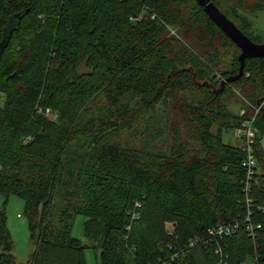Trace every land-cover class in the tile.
Listing matches in <instances>:
<instances>
[{"label":"trees","instance_id":"1","mask_svg":"<svg viewBox=\"0 0 264 264\" xmlns=\"http://www.w3.org/2000/svg\"><path fill=\"white\" fill-rule=\"evenodd\" d=\"M212 1L260 42L245 15L264 0ZM5 28L0 192L24 200L29 264H87L71 235L77 214L99 264H164L174 252L170 264H264V58H247L226 82L240 49L196 0H0V43ZM96 103L110 116L86 118ZM147 115L153 135L136 131ZM251 119L247 183L238 130ZM132 130L145 144L122 141ZM228 130L241 146L223 141ZM234 222L228 236L207 234ZM0 264H16L2 208Z\"/></svg>","mask_w":264,"mask_h":264},{"label":"rangeland","instance_id":"2","mask_svg":"<svg viewBox=\"0 0 264 264\" xmlns=\"http://www.w3.org/2000/svg\"><path fill=\"white\" fill-rule=\"evenodd\" d=\"M247 20L250 22L249 30L254 35V39L260 42H264V10L259 11L256 14L253 15H245ZM79 71H84V65L81 64L78 67ZM2 97V95H1ZM1 100H3L1 98ZM103 102V101H102ZM228 108L233 112H240L241 109L240 106L237 103H231L228 105ZM39 109L42 112H44V116L52 121H57L58 113L57 111L53 110L50 107ZM111 109L106 108L104 103L99 104L96 103L90 113L87 115L86 118H89V116H94L95 118L99 119L102 117H109ZM145 119H148V121H142L140 125H138L137 132H140V130H146V133L150 131L148 127L153 131L152 135L154 134V128L155 123L148 117V115L145 117ZM157 120V116H156ZM143 122L145 123L143 129ZM158 124V123H157ZM135 131L132 130L130 132H125L122 135V141H133L136 144H145L146 140H148V137L145 133H142L140 137L137 138L134 137ZM150 139V138H149ZM222 139L225 143L230 145H236L241 146L243 144L242 138L236 133V130H228L223 131L222 133ZM24 142L28 140V137H25ZM162 139L160 138H151V145L152 146H159ZM264 143V139H263ZM23 206H24V200L18 196L15 195H8L5 197L0 192V208L4 209L6 216H7V227L11 233V237L13 240V254L15 256L16 264H29V258L30 255L35 247V241L34 239H31L30 237V231L28 229L27 219L23 213ZM85 217L81 214H77L74 219L71 221V235L74 237H77L80 239L82 244L85 245L84 254L86 258L87 264H99V247L93 248L90 245V240L83 234L82 230V223L84 221Z\"/></svg>","mask_w":264,"mask_h":264},{"label":"water","instance_id":"3","mask_svg":"<svg viewBox=\"0 0 264 264\" xmlns=\"http://www.w3.org/2000/svg\"><path fill=\"white\" fill-rule=\"evenodd\" d=\"M203 11L212 19L216 25L236 44L240 49L238 59L240 61L238 73L226 78V82L234 80L241 76L243 73L244 62L247 58H264V42H254L246 34H244L235 24L231 21L212 0H196ZM9 24H7V27ZM11 33V28H5L3 39L0 43L2 48ZM264 102V98L257 102L258 106Z\"/></svg>","mask_w":264,"mask_h":264},{"label":"built area","instance_id":"4","mask_svg":"<svg viewBox=\"0 0 264 264\" xmlns=\"http://www.w3.org/2000/svg\"><path fill=\"white\" fill-rule=\"evenodd\" d=\"M260 108V106H258V108L256 109V112L258 111V109ZM252 120H246L242 123V127L241 129L238 130V132H241L243 137H244V141H245V158L242 160L241 162V166L243 167L244 171H245V176H246V182L248 183L249 180L252 179L254 173H255V168H256V164H257V160L256 157L253 153V143L255 140L256 135L258 134V132L255 130V128L252 126ZM238 229V223L234 222V223H227V224H217L215 226L209 227L207 229V234L211 237H223V236H228L231 233L235 232ZM199 240H203L202 238H198L195 237L193 240H191L189 242V246L194 245L195 243H197ZM179 253L178 252H174L173 254H171L170 258L166 261H164V264H170V261L174 260L177 255Z\"/></svg>","mask_w":264,"mask_h":264}]
</instances>
